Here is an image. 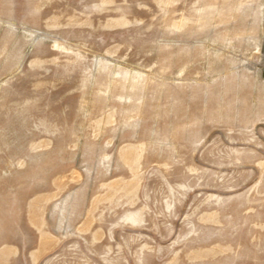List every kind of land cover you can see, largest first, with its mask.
<instances>
[{
	"label": "rangeland",
	"instance_id": "1",
	"mask_svg": "<svg viewBox=\"0 0 264 264\" xmlns=\"http://www.w3.org/2000/svg\"><path fill=\"white\" fill-rule=\"evenodd\" d=\"M0 264H264V0H0Z\"/></svg>",
	"mask_w": 264,
	"mask_h": 264
}]
</instances>
